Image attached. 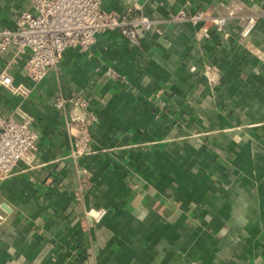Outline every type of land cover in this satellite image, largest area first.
Listing matches in <instances>:
<instances>
[{
  "label": "crops",
  "instance_id": "1",
  "mask_svg": "<svg viewBox=\"0 0 264 264\" xmlns=\"http://www.w3.org/2000/svg\"><path fill=\"white\" fill-rule=\"evenodd\" d=\"M100 1L161 34H100L42 82L0 52V75L25 89L0 86V118L38 136L35 161L0 181V264H264V0ZM210 9L230 22L209 38L172 20ZM31 10L0 0V24Z\"/></svg>",
  "mask_w": 264,
  "mask_h": 264
},
{
  "label": "built area",
  "instance_id": "2",
  "mask_svg": "<svg viewBox=\"0 0 264 264\" xmlns=\"http://www.w3.org/2000/svg\"><path fill=\"white\" fill-rule=\"evenodd\" d=\"M30 3L32 10L20 15L15 29L0 24V52L14 47L15 60L26 57L24 71L36 82L44 81L49 72L62 63L69 50L89 53L100 34L117 32L134 46L139 45L140 30L161 34L157 28L159 22L151 15L134 17L131 11L124 16L108 13L102 9L100 0H30ZM172 20L175 23L199 25L198 39L209 38L211 27L223 31L230 22L229 17L214 15L212 9L194 12L180 10ZM254 26L255 21L249 20L241 36L246 38ZM213 72L214 69L206 70L208 75ZM0 86L11 89L14 94L25 93V89L15 86L12 77L6 73L0 75ZM72 103L81 107L85 105L75 99ZM57 105L62 107L63 101ZM78 119L81 134L77 136L75 154L82 155L88 150L90 136L86 120ZM37 151L38 136L29 122L0 118V181L11 177L19 163L35 161ZM104 214L98 213L97 218Z\"/></svg>",
  "mask_w": 264,
  "mask_h": 264
}]
</instances>
